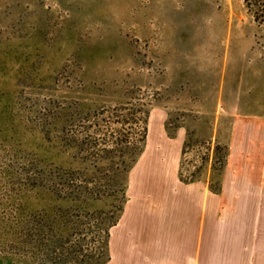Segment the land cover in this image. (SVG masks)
Here are the masks:
<instances>
[{
  "label": "rangeland",
  "instance_id": "rangeland-1",
  "mask_svg": "<svg viewBox=\"0 0 264 264\" xmlns=\"http://www.w3.org/2000/svg\"><path fill=\"white\" fill-rule=\"evenodd\" d=\"M251 117L264 0H0V264H112L137 166L218 182Z\"/></svg>",
  "mask_w": 264,
  "mask_h": 264
},
{
  "label": "crops",
  "instance_id": "crops-1",
  "mask_svg": "<svg viewBox=\"0 0 264 264\" xmlns=\"http://www.w3.org/2000/svg\"><path fill=\"white\" fill-rule=\"evenodd\" d=\"M234 126L218 182L182 180L180 149L170 146L152 182L137 166L112 230V264H264V117Z\"/></svg>",
  "mask_w": 264,
  "mask_h": 264
},
{
  "label": "trees",
  "instance_id": "trees-1",
  "mask_svg": "<svg viewBox=\"0 0 264 264\" xmlns=\"http://www.w3.org/2000/svg\"><path fill=\"white\" fill-rule=\"evenodd\" d=\"M142 150H143V149H141L139 152H136L135 159L133 160L131 166L136 162V160L138 159V157H139L140 154L142 153ZM131 166H130V167H131ZM180 175H181V178H183V173H182V171H181ZM197 180H199V178L196 177V176H193V177H191V178H189V179H184V181H186V182H194V181H197Z\"/></svg>",
  "mask_w": 264,
  "mask_h": 264
}]
</instances>
